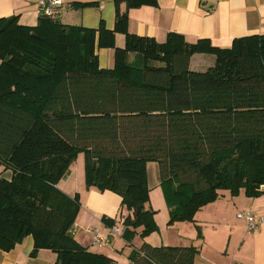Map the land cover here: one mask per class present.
Wrapping results in <instances>:
<instances>
[{
    "label": "trees",
    "instance_id": "obj_1",
    "mask_svg": "<svg viewBox=\"0 0 264 264\" xmlns=\"http://www.w3.org/2000/svg\"><path fill=\"white\" fill-rule=\"evenodd\" d=\"M39 13L33 26L0 17V162L14 170L0 178V249L32 235L33 256L46 248L57 253L56 264H115L77 240L79 194L58 187L80 151L87 154V187L121 195L130 244L157 230L149 161L159 164L170 224L195 221L221 189L263 193L264 34L236 38L230 47L189 43L176 32L159 42L130 33L128 14H119L116 31L126 34V45L103 30L98 44L115 49L114 67L103 69L95 30L62 23L60 12ZM198 52L215 54L214 66L192 70ZM198 252L195 245L144 241L130 259L195 264Z\"/></svg>",
    "mask_w": 264,
    "mask_h": 264
},
{
    "label": "crops",
    "instance_id": "obj_2",
    "mask_svg": "<svg viewBox=\"0 0 264 264\" xmlns=\"http://www.w3.org/2000/svg\"><path fill=\"white\" fill-rule=\"evenodd\" d=\"M62 1L63 5L57 10L62 23L95 30V53L103 69L115 65V49L98 44L100 36L102 40L106 38L103 30L114 32L117 46L126 45V34L116 31L119 14H128L130 33L154 37L159 42L166 41L169 33L176 32L189 43L208 39L215 46L230 47L236 38L264 34V0H137L138 4L131 7L127 2L117 0ZM12 15L18 16L25 25H36L40 17L37 0H0V17ZM215 62V54L198 52L191 56L190 68L205 71ZM13 174L12 168L0 162V178H10ZM74 175L77 184L70 186L68 182ZM67 176L68 180L59 182L61 190L70 195L84 191L87 195V202L84 200L81 204L73 229L77 240L90 251L111 257L115 264H133L130 254H117L116 257L119 248H115L114 242L126 244L123 234L115 235L110 244L97 247L92 244V235L88 231V227H99L102 233L108 232V226L114 224L107 223L106 219L116 222L123 210L121 195L111 190L87 188L85 168L82 178V169L77 170L74 163ZM261 188L263 193L258 196H248L244 189L234 196L230 190L221 189L217 200L203 206L196 213L195 221L188 222L189 229L178 234L179 241L170 238L171 242H168L156 233L151 240L137 235L131 243V252L144 241L154 246L195 245L199 248L195 264H264V223L257 231H249L245 221L238 217L239 211L244 209L264 216V185ZM99 212H103L102 216ZM197 226L201 227L203 238H199ZM34 246V237L29 235L11 250L0 249V264H56L57 253L45 248L33 256Z\"/></svg>",
    "mask_w": 264,
    "mask_h": 264
},
{
    "label": "rangeland",
    "instance_id": "obj_3",
    "mask_svg": "<svg viewBox=\"0 0 264 264\" xmlns=\"http://www.w3.org/2000/svg\"><path fill=\"white\" fill-rule=\"evenodd\" d=\"M132 58H133V55H131V59ZM155 63L157 65L158 64L164 65V63H161V62H155ZM86 158H87L86 152L80 151L77 153L75 160H74V165L77 168V170L79 168L82 169V178H83L84 168H85V177H86ZM148 163L149 164H147V168L149 169V172L147 175V182H148V186L150 187V202H149V204L156 211L155 220H156V224H157V230L148 234L145 238L146 239L148 238V240H151L153 238L154 234L156 233V235L163 240H165L167 238L168 242H171L170 238L171 239L176 238V241H179L180 237H178V234H180L184 231H187L189 229L188 222H192V221H178V222H175L172 224L169 223L170 210H169V205H168V201L166 198V193H165L164 188L161 185H158V183L161 182V179L159 176L158 163H157V161H149ZM152 165H153V167H152ZM62 179L60 181H66L69 178L67 176L66 178L64 177ZM85 181H86V179H85ZM68 183L70 186L71 185L76 186V184H77L76 176L74 175L69 180ZM58 187H59V183H58ZM76 194H79V199H80L81 204L84 202V200L87 202V195H84L85 194L84 191H79L77 193H74L71 196H75ZM97 206L98 205L95 204V207H97ZM99 214L102 216L103 212H101V213L99 212ZM76 220H77V218H76ZM75 223H76V221H75ZM117 223H118V220H117ZM118 224H120V223H118ZM114 246H115V248H119V251L116 253V257H117V254H124V255L131 254L130 253L131 252V244H127V242H126V244L123 245V242L115 240Z\"/></svg>",
    "mask_w": 264,
    "mask_h": 264
},
{
    "label": "built area",
    "instance_id": "obj_4",
    "mask_svg": "<svg viewBox=\"0 0 264 264\" xmlns=\"http://www.w3.org/2000/svg\"><path fill=\"white\" fill-rule=\"evenodd\" d=\"M37 3L39 5V11L47 15H53L63 5L62 0H37ZM124 217L125 215L121 212L115 224L108 226V232L105 234L102 233L99 227H88V231L92 235V244L97 247H102L110 244L115 235L124 234L126 230V226L123 223ZM238 217L245 221L246 228L249 231H257L264 223V216H257L249 209L239 211ZM117 220L120 224L117 223Z\"/></svg>",
    "mask_w": 264,
    "mask_h": 264
}]
</instances>
